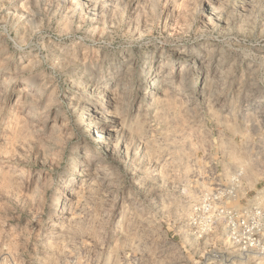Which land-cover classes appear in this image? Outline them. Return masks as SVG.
I'll list each match as a JSON object with an SVG mask.
<instances>
[{
  "label": "rangeland",
  "instance_id": "1",
  "mask_svg": "<svg viewBox=\"0 0 264 264\" xmlns=\"http://www.w3.org/2000/svg\"><path fill=\"white\" fill-rule=\"evenodd\" d=\"M255 197L264 0H0V264H264Z\"/></svg>",
  "mask_w": 264,
  "mask_h": 264
},
{
  "label": "built area",
  "instance_id": "2",
  "mask_svg": "<svg viewBox=\"0 0 264 264\" xmlns=\"http://www.w3.org/2000/svg\"><path fill=\"white\" fill-rule=\"evenodd\" d=\"M254 199L249 207L243 208L246 214L245 217L243 215H237L233 209L224 211V216L227 221L226 235L232 245L238 246L239 253L243 254L253 251L257 254L264 255V239L260 236L259 230L257 229L259 223L255 221L256 216L264 211L260 206L258 197ZM220 212L222 213L223 211Z\"/></svg>",
  "mask_w": 264,
  "mask_h": 264
},
{
  "label": "bare ground",
  "instance_id": "3",
  "mask_svg": "<svg viewBox=\"0 0 264 264\" xmlns=\"http://www.w3.org/2000/svg\"><path fill=\"white\" fill-rule=\"evenodd\" d=\"M194 64H195V66H196V64H199V66L197 65V67H198V69H199V71H198V74H201V62L200 61H198V60H194V62H193ZM184 66H182L181 68H183ZM145 69H147V67L146 66H144L143 68H141V70H142V72H143V74H142V77H143V79L144 78H149L151 75L150 74H146V72L144 71ZM159 72L160 71H158V72H155V71H153V73H158V76H156V77H154L153 79H152V81L150 82V83H148L147 85H145V93L144 94H142V96L144 97L143 98V103H149V102H151L152 100V98L154 97L153 95H152V93L154 92V90H156V89H158V87H159V84L161 83V81L162 80H164L165 78H167V75H162V77H160L159 78V76H160V74H159ZM123 83V82H122ZM29 85H31L32 86V84H29ZM117 87H122V84H117L116 85ZM33 87V86H32ZM31 89L30 88H24V91L25 92H29ZM37 94H38V92H37ZM108 94H109V92H108ZM111 97V96H110ZM149 97V98H148ZM151 97V98H150ZM107 98V100L108 101H111L112 99H110L108 96L106 97ZM111 98H113V96L111 97ZM107 101V102H108ZM109 103V102H108ZM27 115V114H26ZM41 115V114H40ZM93 183H95V184H98V183H102V181H94Z\"/></svg>",
  "mask_w": 264,
  "mask_h": 264
}]
</instances>
